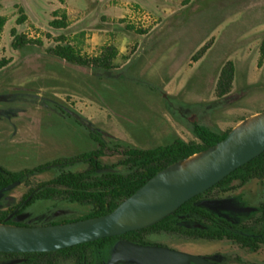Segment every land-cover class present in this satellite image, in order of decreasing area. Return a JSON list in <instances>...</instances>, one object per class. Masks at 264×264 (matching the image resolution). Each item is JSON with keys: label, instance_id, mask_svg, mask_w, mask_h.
<instances>
[{"label": "rangeland", "instance_id": "374dc122", "mask_svg": "<svg viewBox=\"0 0 264 264\" xmlns=\"http://www.w3.org/2000/svg\"><path fill=\"white\" fill-rule=\"evenodd\" d=\"M67 1L77 10L90 9V13L92 8L102 5L101 0ZM124 1L129 2L125 7H132L135 16L133 20L125 18L119 21L122 24L119 29L135 36L136 40L125 47V57L114 61V73L123 71L131 61L140 59L138 69L134 64L128 67L126 74L139 73L147 83L160 87L159 94L154 96L141 87L124 83L119 86L120 93L116 92L110 98L112 104L118 107L119 118L86 98L55 94L68 109L106 133L104 139L107 146L111 142L118 146L130 144L147 148L165 143L173 134L191 142L194 141L190 132L193 123L223 132L239 126L241 119H250L264 112V58L258 65L259 47L264 37V0H189V3L182 0L180 4L175 0ZM133 2L146 10L135 8ZM58 4L63 5L64 1L0 0V15L7 19L0 35V60L7 61L5 68L0 70L1 83L25 87V83L35 79L26 78L20 82L15 78L12 81L8 79L9 69L21 61L20 53L11 47V29L28 41L41 42L40 46L34 44L27 53V56L36 58L54 47L58 37L66 38L64 29L54 30L49 26L53 19L52 11ZM163 7L166 9L162 12ZM17 8L28 19L21 25L16 24ZM180 11L183 14L173 19L172 15ZM97 12L96 9L93 13ZM141 12L150 15L152 21L141 19L138 15ZM98 16H92L84 25L93 28L102 23ZM127 27L143 31L145 35L135 34L134 30L127 31ZM151 35L153 39L158 38L156 48L151 52H142L143 41H149ZM203 45H209V50L199 60H193ZM77 47L82 55L93 57L89 46L79 41ZM228 61L235 68L232 90L224 99H218L215 91L217 72ZM197 71H200L197 76L199 82L195 81L196 76L193 77ZM191 78L193 80L190 81ZM257 83L260 85L257 89L243 88ZM183 88L185 90L179 96ZM168 96L179 98H172L166 105L164 101ZM27 114L39 116L19 126L12 158L18 168L33 167L57 157H66L72 152H85L93 145L82 128L57 113L42 111L38 107L37 111L28 110ZM147 135L150 140L144 144L132 138L143 140ZM106 154L103 162L114 163L119 159L118 155ZM36 177L48 178L51 174ZM202 250L205 249L199 246L184 249L190 253Z\"/></svg>", "mask_w": 264, "mask_h": 264}, {"label": "flooded vegetation", "instance_id": "af4514ba", "mask_svg": "<svg viewBox=\"0 0 264 264\" xmlns=\"http://www.w3.org/2000/svg\"><path fill=\"white\" fill-rule=\"evenodd\" d=\"M38 107L78 125L93 145L85 152L18 168L12 162L16 135L25 121L39 116L27 114ZM106 135L66 105L48 107L40 95L0 82V224L58 226L108 214L101 215L111 203L112 179L102 176L121 171V167L117 161L108 163L102 159L107 158L106 152L120 157L121 149H114L119 146L111 142L107 146ZM97 141L104 146L102 150ZM38 167L43 169L32 172ZM233 172L226 183H217L190 199L187 214L175 211L157 226L137 230L141 232L131 236L108 237L112 238L110 244L96 240L54 252H0V264H112L115 247L124 242L196 257L201 264H264V173L248 168ZM46 173L51 177H36ZM62 174L66 176H57ZM188 246L205 250L184 251ZM115 264L138 263L121 259Z\"/></svg>", "mask_w": 264, "mask_h": 264}, {"label": "trees", "instance_id": "16d2710c", "mask_svg": "<svg viewBox=\"0 0 264 264\" xmlns=\"http://www.w3.org/2000/svg\"><path fill=\"white\" fill-rule=\"evenodd\" d=\"M17 11L19 15L16 19V24L21 25L26 21V17L21 9L17 8ZM182 14L183 12L180 11L175 13V15H172V18L176 19ZM52 16L53 19L49 23V26L52 29L62 30L67 28V19L62 11H54L52 12ZM5 23L6 18L0 16V35ZM125 30L133 31L134 29L127 27ZM134 33L141 36L145 35L143 31L134 30ZM10 35L12 37L11 47L13 50L20 53L21 61L16 62L10 68L12 72L9 69V73H7L10 74L8 79L11 80L12 78H15L17 82H20L26 78H35L34 80L25 83L24 88L34 96H39L41 94L40 97L42 102L48 107L56 108L57 105L63 104L55 94H72L95 102L110 114L119 118L118 107L110 101V98L112 97L111 95L116 94V92L120 93L119 86H123L124 83L128 82L136 87L143 88L146 93L154 96L159 94L160 87H157L155 84L147 83L139 73L131 74L129 76L126 74L128 67H131L134 64L136 69H138L140 59L137 61H131L123 71L114 73V61L117 58L118 52L113 46L101 47L98 55L88 57L82 55L76 46L72 45L65 37L61 36L55 40L56 45L54 47L47 49L45 53L36 58L30 55L27 56V53L34 44L38 46L41 45L39 40L28 41L24 36L18 35L15 29H11ZM157 39L155 37L153 39V35L148 38L149 41L145 39L141 51H154L158 44ZM208 46L209 45H203L195 53L193 60L197 61L202 58L206 51L209 50ZM259 53L260 59L258 65H261L264 58V37L260 43ZM6 64L7 61L1 59L0 70L4 69ZM199 72L200 71H197L193 77H197ZM192 78L190 81L193 80ZM234 78L235 68L233 64L228 61L217 72L215 91L218 99H224L231 92ZM199 80L198 77L195 79L196 82H199ZM259 87L260 85L257 83L246 85V87L243 88L246 90H254ZM184 90L185 88L179 93V96L183 94ZM172 98L175 99L179 97L168 96L164 103L167 105ZM240 121H243V119ZM230 131L231 129L217 132L209 127L193 123L190 132L194 141L191 142H185L176 134H173V136L165 143L147 148H139L130 144H124L119 147L114 146V149H121L119 160H117L116 163V165L121 167V171L113 170L111 174L102 176L110 177L112 182L110 186L111 203L109 208L103 211L101 215L114 210L121 201L136 192L157 172L171 164L187 159L214 146L222 141ZM132 138L136 140L137 143L143 144L150 140L148 135L143 140L135 137ZM97 144L101 147L100 150L104 148L99 141H97ZM96 155L98 156V152H96ZM116 165H113L114 169ZM244 168L264 173V153L235 171ZM42 169L43 167H38L33 169L32 172H37ZM234 173L235 172L231 173L227 178L218 183V185L226 183L228 179L234 176ZM57 176L63 177L66 175L62 174ZM68 176L78 175L70 174ZM191 202L192 200L185 202L176 210V212L183 211V214H187L188 208L191 207ZM159 224L160 223H157L155 226ZM139 232L141 231L128 232L125 233L124 236H131L132 234ZM111 239L112 238H103L98 240V242H107L110 244L112 243Z\"/></svg>", "mask_w": 264, "mask_h": 264}, {"label": "water", "instance_id": "95a60500", "mask_svg": "<svg viewBox=\"0 0 264 264\" xmlns=\"http://www.w3.org/2000/svg\"><path fill=\"white\" fill-rule=\"evenodd\" d=\"M263 152L264 112L241 121L214 146L157 172L106 215L47 227L0 224V252H54L153 226ZM121 259L138 264H201L196 257L126 242L117 244L111 263Z\"/></svg>", "mask_w": 264, "mask_h": 264}, {"label": "crops", "instance_id": "0c3cea01", "mask_svg": "<svg viewBox=\"0 0 264 264\" xmlns=\"http://www.w3.org/2000/svg\"><path fill=\"white\" fill-rule=\"evenodd\" d=\"M61 1H64V4H58L53 11H62L65 14L68 23L67 28L64 29L66 32L65 36L66 38L69 36L67 40L72 45L77 47L78 42H82L84 45L90 47V52H93V56L98 55L101 47L113 46L118 52L117 58L125 57V47L131 45L132 41L136 40L135 36H131V34L119 29L122 27V24L118 23L119 21L125 18L127 20L134 19L135 15L132 7L129 9L125 7L129 2H125L124 0H101L102 5L92 8V13H90V9L77 10L70 6L67 0ZM165 1L167 2L168 0ZM175 1L177 4H180L182 0ZM132 4L135 8L146 10L137 3L133 2ZM96 9L98 12L93 13ZM165 9L163 7L161 11L163 12ZM97 15H99L98 18L102 23L94 25L93 28H88L84 25L85 22L92 19V16L94 18ZM119 43H121V47Z\"/></svg>", "mask_w": 264, "mask_h": 264}, {"label": "built area", "instance_id": "2783aa9c", "mask_svg": "<svg viewBox=\"0 0 264 264\" xmlns=\"http://www.w3.org/2000/svg\"><path fill=\"white\" fill-rule=\"evenodd\" d=\"M138 14V13H137ZM140 17H141V19H143V20H146V21H152V18L150 17V15H147V14H145V13H140V14H138Z\"/></svg>", "mask_w": 264, "mask_h": 264}]
</instances>
